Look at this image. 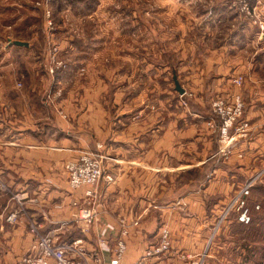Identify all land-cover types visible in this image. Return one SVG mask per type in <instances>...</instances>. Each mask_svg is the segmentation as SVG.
Segmentation results:
<instances>
[{
    "label": "crops",
    "instance_id": "1",
    "mask_svg": "<svg viewBox=\"0 0 264 264\" xmlns=\"http://www.w3.org/2000/svg\"><path fill=\"white\" fill-rule=\"evenodd\" d=\"M253 5L264 10V0H253ZM88 16L92 17L91 14ZM9 27L7 29H12ZM247 27L240 25L232 29L231 39L226 37L227 40L233 45H241ZM90 39L72 45L71 39L59 43L61 48L69 47L68 53L80 59H94L101 71L99 62L102 63L103 56L114 58V53L111 50L103 54L106 42L94 37ZM3 40H0V50L3 51L0 62L8 53L24 59L27 51L32 50L31 42L20 47L10 43L8 37ZM100 45L103 48L99 52ZM261 51H264V42L257 53L262 55L264 52ZM206 54L211 57L204 58ZM206 54L196 72L195 92L201 91L202 95L195 100L188 114L181 107L178 110L173 99L170 103H151L139 95L130 103L129 91L139 86L145 89L142 93L152 94L157 89V81H153L157 76L165 92H169V82L174 88L173 76L180 81L182 66L175 70L167 61L162 63V54L161 60L154 65L157 70L151 73L152 61L144 62L150 71L138 79L121 76L116 71L106 72L110 75L100 72L95 87L81 89L79 100H68L65 104V111L72 115L70 123L55 121L52 110L50 120L38 117L43 109L36 104H33L32 112L27 113L22 96L0 93V128L13 127L12 138L15 140L13 147L0 151V264H17L33 240L48 232L56 234L62 242L82 237L87 252H93L98 250L97 226L104 224L116 228L111 233L109 248H113L117 240L125 241L126 251L121 264H133L138 260L147 243L153 242L164 227L170 229L173 240L177 237L184 241L190 235L197 246L200 245L199 240L206 234L205 225L212 216L208 214L210 209L223 201L226 191L235 187L230 184V177L244 170L243 166L232 161H222L216 166L219 159L214 154L215 136L201 119L206 111L201 96L210 90L227 91L230 82L225 84L221 80L229 72L240 73L243 66L246 72L264 73V55L254 61H237L227 57L225 52L217 62L215 49H209ZM231 62L234 64L230 67ZM81 70L85 69L81 67ZM141 79L145 81L142 84ZM257 81L256 87L261 88L264 81ZM245 96L247 98L246 93ZM40 122L45 126L41 133H37ZM40 142L50 147L59 144L66 149L61 153L52 152L51 148L33 147ZM100 144L106 146L110 158L107 170L113 181L106 184L102 179L95 188L98 223L92 227L91 234H81L70 222L68 203L71 192L61 165L75 155V151L70 152L67 147L84 149L89 146L94 149ZM13 196L21 197L20 207ZM55 206H61L63 210L58 211ZM12 211L18 212L16 221L7 222ZM121 221L126 225L124 236ZM31 223L39 225L36 235L30 233ZM101 257L104 264H108L111 256L103 252Z\"/></svg>",
    "mask_w": 264,
    "mask_h": 264
},
{
    "label": "rangeland",
    "instance_id": "2",
    "mask_svg": "<svg viewBox=\"0 0 264 264\" xmlns=\"http://www.w3.org/2000/svg\"><path fill=\"white\" fill-rule=\"evenodd\" d=\"M37 2L38 0H0V40L4 41L3 39L8 37L10 43L31 42L33 45L24 59L16 58L13 53H8L6 59L1 60L0 93L22 96L27 105L26 109L24 107L27 113L32 112L33 104L40 106L44 111L42 110L38 117L46 120L51 119L52 110L55 121L69 122L72 115L65 111L67 106L65 104L68 100H79L81 89L84 90L87 86L95 87L96 78L100 76V72L110 75L106 72L116 71L121 76L138 79L150 71L147 70L144 62L152 61V73L157 70L155 68L157 66L154 67V65L161 59L162 63L167 61L175 70L182 66L180 81L177 82V78L173 76L174 88L169 82V86L171 85L168 87L169 92H165V88L158 83L161 81L157 76L153 79L157 81L155 82L157 89L152 94L142 93L145 90L144 87L137 86L135 90L131 89L128 95L130 103L134 102L135 97L139 95H143V99L147 98L151 103H165V101L170 103L173 99V104L177 105L178 110L181 107L188 114L195 100L202 95L201 91L195 92L198 81L196 72L209 49L216 50L217 62L225 52L227 57L237 61L240 59L254 61L264 55V53H261L262 55L257 53L261 43L264 42V39L261 40V37H258L259 24L264 25V10L256 9L253 0L248 2L257 17L256 24L242 15V12L232 8V0H55L49 5L50 11L48 10L46 14L47 21L51 22L48 25L47 17L43 15L42 9L36 6ZM98 11L99 14H97ZM89 14L92 15L91 18L86 17ZM240 25L249 26L245 31L247 35L243 36L241 45H233L232 41L227 39ZM9 26H12V29H7ZM54 30H56L55 33ZM15 37L21 40H14ZM93 37L106 42L103 54L111 50L114 53V58L103 56L102 63L99 62L102 65L101 71L94 59L89 60L90 57L80 59L71 52L68 53L69 47L61 48L59 43L67 39L68 41L71 39L70 45L76 44V41L85 43ZM50 46L57 48L60 58L65 63V68L51 77L46 72V56ZM102 48L100 45L98 51L100 52ZM2 53L3 51L0 50V55ZM209 57L211 56L206 54L204 58ZM233 64L234 62H231L229 66ZM223 66L229 67L225 64ZM81 67L86 70V73H84L85 70H81ZM253 73L246 72L244 66L238 74L229 72L226 78L221 80L225 84L230 82L231 86H228L227 91L221 93L210 90L208 94L201 96L200 101L206 105V111L208 110L201 115V119H204L206 124L214 122L216 130L222 120L213 114L212 102L219 98L230 105L234 96L240 97L243 110L230 131L234 140L232 152L227 158L217 155L220 144L216 130L208 125L207 127L215 136L214 154L216 159H219L216 166L222 161H232L234 164L243 166L244 170L241 171L240 176L241 172L238 171L239 174L230 177V184L235 187L226 191L225 195L223 193L225 196L223 201L210 209L208 214L212 216L205 225L206 234L199 240V246L190 235L184 241L177 237L173 240L171 231L167 228L171 243V249L166 258L167 264H264V85L261 88L256 87L259 83L257 79L264 81V73L258 75ZM238 77L243 80L239 87L233 84V80ZM169 81H171L170 76ZM139 82L142 84L145 81L141 79ZM175 82L182 90L181 94L175 90ZM39 90L40 93L37 94ZM50 91L51 99L49 100ZM183 94L185 95L181 97ZM9 99L14 101V98ZM17 108L20 109L21 104ZM243 123L248 126L245 139L234 132L235 128ZM39 125L40 127L36 128L37 133L42 132L45 123L40 122ZM13 130V127L0 128V151L15 145V140L12 138ZM10 139L13 140L9 141ZM40 143L33 147L51 148L52 152L61 153L66 149L59 144L50 147ZM100 146L101 152L107 157L102 162V166L110 174L107 170L110 158L106 146L104 144ZM67 149L70 152L75 151V155L62 162L63 171L66 162L81 152L98 150L97 146L94 149L89 146L84 149L79 147H67ZM249 182L251 187L243 200L250 220L246 224H240V212L233 211L225 217L224 210L227 212L230 211V207L237 208L239 191ZM97 186L94 187V191ZM70 192V201L80 196L79 192L71 189ZM95 202L94 195L90 204L96 209ZM69 218L72 225L81 233L80 223L71 216V213ZM92 232L93 230L89 234ZM189 255L191 257L187 259Z\"/></svg>",
    "mask_w": 264,
    "mask_h": 264
},
{
    "label": "built area",
    "instance_id": "3",
    "mask_svg": "<svg viewBox=\"0 0 264 264\" xmlns=\"http://www.w3.org/2000/svg\"><path fill=\"white\" fill-rule=\"evenodd\" d=\"M55 0H38L37 7L42 9L45 18L46 14L50 11L49 5ZM231 7L242 12V15L251 19L253 24H256V16L254 9L249 5L248 0H232ZM49 10V11H48ZM48 17L46 18L47 21ZM48 25L51 22L48 20ZM259 30L261 40L264 39V25L259 24ZM46 72L51 77L58 73L59 70L65 68L64 61L60 58V52L56 47H51L48 50L46 56ZM243 80L238 77L233 80V84L237 87L241 86ZM49 100L51 99V91L48 93ZM185 94L181 95L184 96ZM243 105L239 96H234L230 105L223 99L216 98L212 102L213 114L222 120L216 130L214 122H208L207 125L216 130L218 136V143L220 144L217 155L221 158H227L232 152L234 136L230 134L234 122L241 116ZM234 132L238 134L240 138H246L248 132V126L246 123L241 124L235 128ZM7 146V145H6ZM96 152H81L75 158L70 159L64 166V172L67 176L69 188L74 192H79L80 196L76 200H71L68 203L69 214L77 220L82 226L81 234H89L92 227L98 223V215L96 209L90 204L91 198L94 197V187L104 179L106 183L113 181V176L107 173L102 162L107 157L101 152V146H97ZM251 187L249 182L243 186L239 191V199L237 208H231L230 211L225 212V217L230 212L238 211L239 222L248 223L249 216L245 209V202L243 199L248 194V190ZM13 198L19 203L21 197L13 196ZM55 209L62 211L61 206H55ZM17 211H12L6 218L7 222H15ZM122 222V221H121ZM137 224V223H136ZM121 232L124 236L126 234V225L122 222ZM135 225V224H134ZM30 233L35 234L39 229V225L31 223ZM116 228L112 224L98 225L96 229V237L98 241V250L93 252H87L84 247L83 238L77 237L68 241H59L56 234L48 232L42 236H38L31 243L28 251L19 258L17 264H104L101 254L103 252L110 253V259L108 264H121L123 260L126 244L123 239L117 240L113 248H109L108 241L111 233H114ZM171 249L170 236L167 228H161L156 240L148 244L142 255L133 264H167L166 258ZM191 256H187L189 259ZM183 259V258H182ZM188 264V263H185Z\"/></svg>",
    "mask_w": 264,
    "mask_h": 264
},
{
    "label": "water",
    "instance_id": "4",
    "mask_svg": "<svg viewBox=\"0 0 264 264\" xmlns=\"http://www.w3.org/2000/svg\"><path fill=\"white\" fill-rule=\"evenodd\" d=\"M13 45L15 46H20V47H23V46H26V44L22 43V42H19V41H15L12 43ZM175 90L181 94L182 93V90L179 88L178 84L175 82Z\"/></svg>",
    "mask_w": 264,
    "mask_h": 264
},
{
    "label": "trees",
    "instance_id": "5",
    "mask_svg": "<svg viewBox=\"0 0 264 264\" xmlns=\"http://www.w3.org/2000/svg\"><path fill=\"white\" fill-rule=\"evenodd\" d=\"M240 223V222H239ZM240 224H242V223H240Z\"/></svg>",
    "mask_w": 264,
    "mask_h": 264
}]
</instances>
